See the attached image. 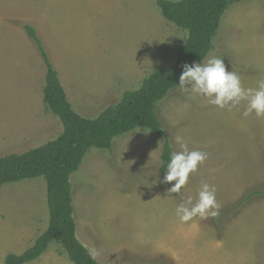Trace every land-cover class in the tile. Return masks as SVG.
Returning a JSON list of instances; mask_svg holds the SVG:
<instances>
[{
	"label": "rangeland",
	"instance_id": "obj_1",
	"mask_svg": "<svg viewBox=\"0 0 264 264\" xmlns=\"http://www.w3.org/2000/svg\"><path fill=\"white\" fill-rule=\"evenodd\" d=\"M31 25L75 110L96 117L124 91L176 58L185 33L155 0H0V157L39 147L63 130L47 111V67ZM208 58H221L244 87L264 78V0H231ZM205 59V60H206ZM188 99L178 86L157 104L173 150L208 153L182 193L216 188L220 216L180 222L171 185H145L161 173L166 138L137 128L111 149L91 148L71 175L77 236L101 262L120 264H264V118H244ZM150 180L155 177H150ZM174 183V182H173ZM44 177L0 188V264L32 247L49 224ZM26 264H74L52 242Z\"/></svg>",
	"mask_w": 264,
	"mask_h": 264
},
{
	"label": "trees",
	"instance_id": "obj_2",
	"mask_svg": "<svg viewBox=\"0 0 264 264\" xmlns=\"http://www.w3.org/2000/svg\"><path fill=\"white\" fill-rule=\"evenodd\" d=\"M155 1L162 16L185 33L176 58L169 65L155 68L138 87L124 91L117 102L109 104L94 118L75 110L36 30L25 25L29 37L37 42L47 67L44 105L60 119L63 130L55 139L39 147L0 157V188L25 179L45 178L50 216L48 227L34 245L22 254L9 253L5 264L34 261L52 242L61 245L74 264H120L93 259L91 250L77 236L71 175L80 169L91 148L111 149L116 137L137 128L166 138L159 167L161 173L165 172L173 147L158 116L157 104L178 86L185 64L201 62L208 57L231 5V0Z\"/></svg>",
	"mask_w": 264,
	"mask_h": 264
},
{
	"label": "clouds",
	"instance_id": "obj_3",
	"mask_svg": "<svg viewBox=\"0 0 264 264\" xmlns=\"http://www.w3.org/2000/svg\"><path fill=\"white\" fill-rule=\"evenodd\" d=\"M178 90L190 100L198 101L204 97L209 105L229 112L239 110L243 104L244 118L252 115L257 119L264 118V78L258 79L255 87L246 88L240 76L235 71H230L221 58L213 57L185 64L179 77ZM145 132L150 131L145 129ZM174 143L180 145L182 150L170 152L163 178L161 179L160 173H149L145 185H171L166 191L180 196L181 203L177 205L175 214L182 223L196 217L203 220L219 217L221 205L217 201L213 185L202 182L195 197L181 191L188 184L190 176L197 173L208 159V153L188 150L183 137L179 135L174 137ZM150 177L155 179L150 180Z\"/></svg>",
	"mask_w": 264,
	"mask_h": 264
}]
</instances>
